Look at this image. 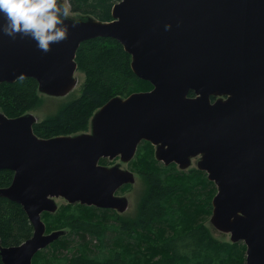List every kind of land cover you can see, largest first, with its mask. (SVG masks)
<instances>
[{"label": "water", "instance_id": "water-1", "mask_svg": "<svg viewBox=\"0 0 264 264\" xmlns=\"http://www.w3.org/2000/svg\"><path fill=\"white\" fill-rule=\"evenodd\" d=\"M67 24V38L47 53L0 32V85L30 78L42 95L66 96L77 84L80 45L113 38L153 89L111 99L75 136L40 138L33 114L0 111V171L14 173L0 197L22 206L34 229L18 246L0 241L3 263L32 264L65 235L47 233L42 218L57 212L55 199L125 212L128 199L116 192L135 174L100 162L129 163L149 142L167 166L185 170L200 157L217 187L212 226L246 246V264H264V0H121L111 21Z\"/></svg>", "mask_w": 264, "mask_h": 264}, {"label": "trees", "instance_id": "trees-1", "mask_svg": "<svg viewBox=\"0 0 264 264\" xmlns=\"http://www.w3.org/2000/svg\"><path fill=\"white\" fill-rule=\"evenodd\" d=\"M119 1L68 0L72 12L104 22L112 20L113 6ZM76 62L84 74L82 95L34 126L40 138L89 132L92 117L108 101L153 88L134 74L131 56L113 38L83 42ZM43 102L34 79L0 85V110L10 118L29 114ZM133 165L145 182L133 215L123 219L115 215L111 224L110 210L67 203L55 214L44 213L47 233L68 228L69 234L38 252L32 264H245L243 243L218 240L198 220L211 215V199L217 192L204 172L162 166L148 142L140 145ZM13 177L9 170L0 171V188L10 186ZM33 232L22 206L0 197L2 245L18 246ZM60 251L67 254L59 258ZM0 264H4L1 257Z\"/></svg>", "mask_w": 264, "mask_h": 264}, {"label": "clouds", "instance_id": "clouds-1", "mask_svg": "<svg viewBox=\"0 0 264 264\" xmlns=\"http://www.w3.org/2000/svg\"><path fill=\"white\" fill-rule=\"evenodd\" d=\"M0 18L4 35L29 38L47 53L52 45L67 38L70 7L68 0H0ZM76 23L73 20L72 26Z\"/></svg>", "mask_w": 264, "mask_h": 264}, {"label": "rangeland", "instance_id": "rangeland-1", "mask_svg": "<svg viewBox=\"0 0 264 264\" xmlns=\"http://www.w3.org/2000/svg\"><path fill=\"white\" fill-rule=\"evenodd\" d=\"M69 7H70V4H69ZM70 17L71 18H74V19L88 18V17H85V16H82L80 14H77V13L72 12L71 7H70ZM75 78L77 79V84L74 87V89L68 95L63 96V97H55V96L43 95V97H44L43 105L41 107H39V108H37V109H35V110H33L31 112L37 118L38 122L44 120L45 118H47L49 116L55 115L63 106H65V105L71 103L72 101H74V100H76V99H78V98L81 97L82 90H83V83H84V74L81 73V72H79V71H77L75 73ZM154 156H155V147H154ZM103 160H104V163H102ZM119 160L120 159H115V160H110L108 158L107 159H102L101 162H100V164L101 165L111 166L109 164H113L114 165V164L120 163V164H122V168L123 169L130 170V171H132L134 173V165H133V162L136 160V156L129 163H125V162L122 163ZM137 160H138V162H140L139 159H137ZM199 160H200V157H197V158L192 159L191 166L189 168L185 169V170L188 171V170H190L192 168H195L196 167V164L198 166ZM158 162L160 164L163 163L161 161H158ZM176 168L180 170L179 166L176 167ZM185 170H180V171H185ZM206 176H207V174H206ZM127 186H129L128 189H125V190H121L120 189L121 191L117 194V195H123V197H126L128 199V204H129L128 209L125 212H123V213H119L117 211L119 214L123 215V217L131 216V215H133L135 213V210H136V208H137V206L139 204L140 196L143 194V190L145 188V182H144V179L138 173H136L135 174V182L132 183V184H127V185L123 186V189L125 187H127ZM210 196H211V193H210ZM212 200H213V198L211 199V207H212ZM55 201L57 202V204H58L59 207L61 205L65 204V203H67L64 199H55ZM50 214H55V213H50ZM111 216H112V218L110 220L111 221L110 223L111 224H115V220H114V217L115 216H114V214H112ZM211 216H212V213H211L210 216L205 217V218H199L198 217V220L200 222L204 223L211 230V233L218 238V240H220L222 242H231L232 243L229 234L224 233V232H220V231L216 230L212 226V224H211ZM111 227H114V226L111 225ZM58 231H65V235H63L62 237L67 236L69 234V229L68 228H65V230H58ZM53 232H55V231H53ZM239 243H242V242H239ZM93 244H96V242L94 241ZM233 244H237V243H233ZM66 254H67L66 252H63L62 253V251H60L59 253H57V255H58L59 258H62V255H66ZM245 264H246V262H245Z\"/></svg>", "mask_w": 264, "mask_h": 264}, {"label": "flooded vegetation", "instance_id": "flooded-vegetation-1", "mask_svg": "<svg viewBox=\"0 0 264 264\" xmlns=\"http://www.w3.org/2000/svg\"><path fill=\"white\" fill-rule=\"evenodd\" d=\"M191 97H194V95H193V93H192V95H190ZM217 100V97H211V101H212V103H214L215 101ZM120 161V160H119ZM118 164H120V163H118ZM160 164V163H159ZM109 165H111V166H113V164H109ZM115 165V164H114ZM129 165V164H128ZM161 165L162 166H164V167H168V166H171V165H174L175 167H178L176 164H171V165H165L164 163H161ZM104 166H108V165H104ZM111 166H108V167H111ZM121 167H122V164H121ZM180 168V167H179ZM176 170L177 171H179V172H186V173H188V172H190V171H200L199 170V168H198V166H197V164H196V167L195 168H192V169H190V170H185V171H180V170H182L181 168H180V170L179 169H177L176 168ZM200 172H202V171H200ZM135 173V172H134ZM136 174V173H135ZM123 188H121V190H122ZM121 190H119L118 192H117V194L121 191ZM116 194V195H117ZM118 196H123V195H118ZM97 209H103V208H97ZM104 210H110V211H112V214H114V216L115 215H117V217L119 216L121 219H123V215H121V214H119L117 211H115V210H112V209H104ZM116 217V216H115Z\"/></svg>", "mask_w": 264, "mask_h": 264}]
</instances>
